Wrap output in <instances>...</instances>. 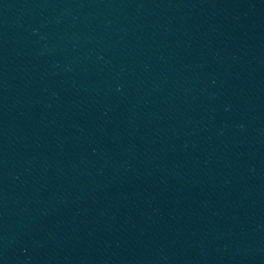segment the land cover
<instances>
[{
  "label": "water",
  "instance_id": "obj_1",
  "mask_svg": "<svg viewBox=\"0 0 264 264\" xmlns=\"http://www.w3.org/2000/svg\"><path fill=\"white\" fill-rule=\"evenodd\" d=\"M0 264H264V0H0Z\"/></svg>",
  "mask_w": 264,
  "mask_h": 264
}]
</instances>
